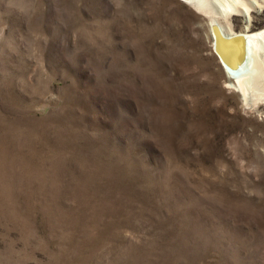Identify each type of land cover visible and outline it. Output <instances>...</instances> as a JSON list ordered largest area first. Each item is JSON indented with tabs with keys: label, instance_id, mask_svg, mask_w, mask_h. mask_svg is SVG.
<instances>
[{
	"label": "rangeland",
	"instance_id": "obj_1",
	"mask_svg": "<svg viewBox=\"0 0 264 264\" xmlns=\"http://www.w3.org/2000/svg\"><path fill=\"white\" fill-rule=\"evenodd\" d=\"M248 75L184 0H0V264H264V42Z\"/></svg>",
	"mask_w": 264,
	"mask_h": 264
},
{
	"label": "bare ground",
	"instance_id": "obj_2",
	"mask_svg": "<svg viewBox=\"0 0 264 264\" xmlns=\"http://www.w3.org/2000/svg\"><path fill=\"white\" fill-rule=\"evenodd\" d=\"M184 1L188 5L193 6L196 10L200 11L201 13L209 17V27L213 40L214 50H215L216 35L213 31V28L215 26L218 27L223 37H232L233 35L239 33H243L245 35L244 46H242L241 41L235 39V40H221V47L231 54H240L242 48L245 49V59L240 64V68L238 69V71L237 70L234 71L228 70V71L229 74L231 75L230 77L234 79L233 88L241 92L244 99L247 101L246 91L248 90L251 81L248 75V72L250 71V52H251V48L257 51V49L259 48V44L261 42H264V28L258 29L256 31H251L247 29L246 31L236 32L233 30L231 26L230 27L225 26L222 20L223 19L228 20L229 16L234 14L246 16V14H248L249 11H251L250 10L251 7L249 8L247 3L241 1L239 2L240 4L226 3L221 11H215L209 5L207 0H184ZM249 3L251 4V1Z\"/></svg>",
	"mask_w": 264,
	"mask_h": 264
},
{
	"label": "water",
	"instance_id": "obj_3",
	"mask_svg": "<svg viewBox=\"0 0 264 264\" xmlns=\"http://www.w3.org/2000/svg\"><path fill=\"white\" fill-rule=\"evenodd\" d=\"M213 31L216 35V41H215V52L218 54L220 61L222 65L227 69V70H237L240 68V64L243 62L245 59V49L242 48L240 54H231L225 49L221 47V40H239L242 42V46L245 45V35L243 33H239L236 35H233L232 37H223L221 35L220 30L218 29L217 26L213 28Z\"/></svg>",
	"mask_w": 264,
	"mask_h": 264
}]
</instances>
